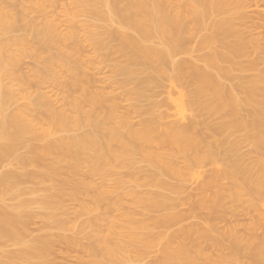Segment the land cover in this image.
I'll return each mask as SVG.
<instances>
[{
  "label": "bare ground",
  "instance_id": "bare-ground-1",
  "mask_svg": "<svg viewBox=\"0 0 264 264\" xmlns=\"http://www.w3.org/2000/svg\"><path fill=\"white\" fill-rule=\"evenodd\" d=\"M72 4L75 13L64 31L45 8L21 7L11 14L9 0L0 3V163L13 157L15 169L22 171L0 175V241L20 246L6 260L0 258V264H44L45 243L20 239L24 221L33 216L32 205L36 204L35 199L23 195H32L37 189L29 187L27 192L22 186L47 179L61 163L73 171L85 167L90 172L111 165L107 174L116 177L110 179L111 186L132 182L136 189L161 190L146 192L154 202L141 213L145 220H152L153 229L161 230L187 218L186 214L173 213V197L167 193H184L189 187V171L203 162L211 170L200 184L202 192L207 188L214 192L189 204V210L194 217L206 210L198 217L206 227L201 230L196 222L170 235L161 230L167 244L151 264H196V254L215 246L228 249L232 256L243 253L250 264H264L258 262L264 260V231L241 237L228 229L212 235L216 228L211 224L226 198L222 191H228L227 197L233 201H264V51L257 40H248L243 36L245 30L238 29L245 18L244 2L73 0ZM82 15L88 21L80 24ZM77 27L84 33L81 38L89 42L86 46L98 57L96 63V57L84 54ZM194 31L206 33L192 49L187 39ZM201 50L207 51L200 54ZM260 50L258 57L250 58L251 51ZM192 52L199 54L193 57ZM180 54L189 57L177 59ZM26 58L33 61L28 74L21 66ZM6 63L18 72L5 71ZM95 64L98 70L99 65L109 66L111 76L119 77L118 87L129 101L125 111H119L122 106L116 101L120 96L117 99L115 92L108 93L109 83L108 88L104 84L105 90L96 87L101 78L90 73ZM57 70L67 75L62 81ZM5 78L18 81V93L5 84ZM30 78L38 84L51 82L48 86L60 87L62 93L57 96L61 98L56 97L60 105L45 93L23 97ZM167 87L180 89L179 109L191 112L185 122L172 120L169 109L162 110L164 104L154 100ZM17 95L27 103L18 105ZM8 102L15 107L6 114ZM135 117L140 119L135 122ZM212 117H217L218 124H209ZM21 147L26 150L24 156L16 154ZM45 161L48 166H43ZM115 162L126 169L125 175L114 171ZM30 166L34 170L27 171ZM127 176L129 182L124 180ZM110 183L99 187L105 189ZM5 196L14 202L5 204ZM101 198L102 194L96 199ZM260 215L252 230L256 225L264 229V214ZM145 220L140 227L151 232ZM225 239L227 244L222 242ZM104 244L111 256L120 253L118 245ZM173 244L176 246L171 248Z\"/></svg>",
  "mask_w": 264,
  "mask_h": 264
},
{
  "label": "rangeland",
  "instance_id": "rangeland-1",
  "mask_svg": "<svg viewBox=\"0 0 264 264\" xmlns=\"http://www.w3.org/2000/svg\"><path fill=\"white\" fill-rule=\"evenodd\" d=\"M72 1L17 0L15 2L14 0H9L12 6L7 7V10H9V13L12 14L14 12L20 11L21 7L33 6L37 8L36 10L45 8L46 12L49 11V13L47 14L49 18L54 19V22L57 21L56 23L60 21V23L58 24L62 25L60 26L61 30L64 29L65 31V29L67 30L69 26L68 21L72 17V14L75 13V9L72 7ZM242 1L244 2V8L242 9V12L245 14V18L243 20V23L239 25L240 27L238 26V29L241 30L242 33L245 30L243 36L245 38L248 36V40H257V42L262 45L261 48L264 51V0ZM0 3H2V0H0ZM79 19H81V21H79ZM79 19L77 20L76 18V20L81 24L82 21L86 19V17L82 15L79 16ZM77 30H79V32H82H78V37L83 40V31L80 27H77ZM198 32H193L192 36L196 35L194 37L190 36V38L188 36L190 38L187 39V42L189 44L188 46L192 47V49L195 48L194 46L199 43L201 35L203 36L206 33L205 31H200L198 35ZM81 34L83 35L82 38ZM189 41L192 44H190ZM82 43L85 50L84 54L86 55V57H92L91 59H93V57H96V63L98 61V57L95 53L92 54V52L94 51L91 49V46L87 47L89 45V42L87 43V41H85L84 39ZM86 51H88V53H86ZM206 51L207 50H201L199 51V53H205ZM192 53L191 56L193 55V57L199 54L198 52ZM260 54L261 50L260 53L259 51H255V53L254 51L253 53L251 51L250 58H253L254 56L258 57ZM188 57V55L180 54L177 56V59H185ZM22 63V71L26 72L27 74L30 73V65L31 63L33 64L32 59L26 58L24 59V61H22ZM97 66L98 65L95 64L93 69L94 73L92 69L90 70V73L92 72L95 78H97L98 76L99 79L101 78L100 81H98L100 83L97 82L95 84L97 85L96 87L100 89L104 88L105 90L110 85L107 89L109 92L107 90L105 92H108L110 96L113 92H115L113 94L114 96L116 95V98L120 96V101L117 100L116 102L118 103L120 108L122 106L119 111H125L126 109L124 110V108H128L129 101L124 100V96H122L123 89L121 87H118L119 77L116 76L118 78H114L115 75H112L114 80L117 79V82L116 80L115 82L114 80L111 81V79L113 78H111L112 76L110 73L112 72L110 71L112 70H110L109 66L108 69L107 65H105L107 68L106 70L104 64L99 65L102 69H104L103 71L101 70V68H99L98 70ZM262 69H264V64H262ZM97 70H101L100 75L98 74L99 72ZM5 71L18 72V69L12 64L6 63ZM57 71L59 76H61L60 79L63 77L61 79L62 81L67 75H64L66 73L63 71ZM108 77H110L109 81H107ZM103 78H105L107 84ZM36 81L37 80L35 78H30L29 82L24 85V91L21 93L23 97L29 96L30 98H32L39 93H45L50 98L52 97V100L55 99L56 104L60 103L59 100L57 101V99L61 98L57 96L58 92V95L62 93H60V87H57V89V85H54L53 83L48 86L51 82H43L41 84H38L36 83ZM4 82L7 86L11 87L12 91L18 93L19 83L16 79L5 78ZM104 84L106 86L108 85L107 88ZM99 85L101 86L99 87ZM112 85H114V87L116 86V89L113 88ZM111 88H113V90ZM177 89H170L169 87L164 88L163 90L165 91L162 92V95L155 97L154 100H156V102L158 101L164 104L161 108L162 110H166L167 108L169 109L168 111L173 114V118H171L172 120L174 119V121L176 120L185 122L188 119V116L191 115V112H181V110L179 109L180 98L177 92L180 89ZM181 91L183 93L185 92V90ZM164 92L168 94L166 95L164 94ZM16 98L18 105L27 103V99L20 98V95H17L15 99ZM117 99H119V97ZM59 105L60 104H58L57 106ZM14 107V103L11 104L10 102H8L5 106V113H11ZM135 118L133 119L134 121L136 120L135 122L140 119ZM208 122L210 125H216L218 124L219 120H217V117H212V120L211 118H209ZM246 149L247 148H244L242 150ZM24 151L26 152V150L21 147L16 152V154L18 156L23 154L25 155ZM14 162L15 161L13 157L7 158V160L1 162L0 175H2L3 173L7 174L10 171L22 172L21 170H16L17 168ZM204 163L205 162L199 164L198 166H194L193 169L189 171L186 182V186L189 187L185 188L188 189L185 192L183 191L184 193L180 192L179 195H174L173 193L162 192L170 194V196L173 197L175 205V208L173 210L174 214H181L183 216L187 215V218L189 217V219L186 218L185 221L182 220L179 221V223L170 225L168 229H161L165 234L167 233L166 235H170L176 232L182 226L186 227L196 222L200 224L201 230L206 227V224L202 223L201 219L198 218L201 216V213H206V210H202L203 212L201 211L198 217L192 216L191 211L189 210L191 208L190 205L197 202L201 198H204V196H210L214 192V189L212 188L209 190H207V188L206 190H203L204 193L202 192L200 184L203 182L202 180H204L205 176L209 173L208 171L211 170L210 165L208 163ZM136 165L139 166V164ZM43 166H48V161H45L43 163ZM114 166H116L114 171H117L121 174H124L126 172V169L119 166L116 162L114 163ZM27 168V171L34 170L32 166ZM110 169L111 165L110 167H104L102 170H99V172H93V170L90 172V170L85 167H82L79 171H73L71 168H67L63 163H61L60 165H58L56 172L53 175H50V177H48L47 179L45 178V180L43 181L36 179L34 180L33 184L27 183L26 186H22V188H25L24 190L29 187H31L29 188L30 190H33L34 187H37V189H34L36 190V193L34 192V194L32 195H23V198L35 199L36 204L32 205L31 211L33 216H30L24 221L20 239L23 242H30L33 239H37L45 243L46 253L43 258L44 264H151L158 258V256H160V252L158 251H161L167 244L166 240L162 238L164 235H160L162 233L160 228L153 229V226L151 225L153 224L152 220H145L147 219V217L142 216L141 213H145L146 209H151L150 206L153 205L154 202L153 199L147 197L146 192H159L161 190L158 191V189L151 187H142L136 189L135 184H133L132 182H130V184L126 183L128 185H125L123 187H113L111 186L113 182L111 181L112 183H110V179L114 180V178L116 177L114 175L109 176L107 174ZM129 178L130 177L127 176L124 180L127 181ZM105 182H109L110 185H108L107 188L105 187V189L102 187L100 188V184L103 185V183ZM197 184L198 188L195 186ZM109 186H111L112 188H109ZM26 191L28 192V189ZM56 191L59 192H57L56 194ZM222 193L226 198L222 202V207L218 209V216L215 217V219L211 222V224H213L216 228V230L212 232V235H217L218 232H223L228 229L234 230L241 237L245 236V234L247 233H255L258 235L262 234L264 229L261 228V226H254V230H252L251 228L252 225L256 223L255 221L257 219V216L259 217L260 214H264V201L261 202L256 200L257 202L253 201L252 204L247 203L244 200L233 201L227 197L228 191H222ZM101 194L102 198L100 200H97L96 198ZM13 202L14 201L9 199V196H5V204L10 205ZM45 205L53 206V208H46ZM188 211L190 212V214H188ZM263 217L264 216L262 215L261 218L264 220ZM143 220L147 221L146 224H150L152 226H149L151 232L140 227V223ZM106 242L109 243L110 247H116L115 245H118L120 248V253L115 257L111 256L109 254V252L111 251H109V249L104 244ZM222 242L223 244H227V239ZM175 246L176 244H173L170 247L173 248ZM19 248V245H15L9 240L0 241V258L6 260ZM195 261L196 264H250L243 253L232 256L230 255L228 249L220 250L216 246L215 248L213 247L210 250L208 249V251L206 250L201 254H196ZM258 262L263 263L264 260H259ZM172 263L181 264L180 261H173Z\"/></svg>",
  "mask_w": 264,
  "mask_h": 264
}]
</instances>
